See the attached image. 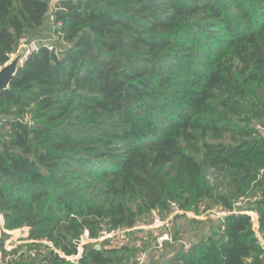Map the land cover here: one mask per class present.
Returning a JSON list of instances; mask_svg holds the SVG:
<instances>
[{
    "label": "trees",
    "instance_id": "obj_1",
    "mask_svg": "<svg viewBox=\"0 0 264 264\" xmlns=\"http://www.w3.org/2000/svg\"><path fill=\"white\" fill-rule=\"evenodd\" d=\"M50 1L0 0V64L40 42L0 95V215L33 241L1 234L0 264H128V246L61 254L173 203L228 214L152 264H264L246 213L264 237V0Z\"/></svg>",
    "mask_w": 264,
    "mask_h": 264
},
{
    "label": "rangeland",
    "instance_id": "obj_2",
    "mask_svg": "<svg viewBox=\"0 0 264 264\" xmlns=\"http://www.w3.org/2000/svg\"><path fill=\"white\" fill-rule=\"evenodd\" d=\"M57 2L58 0L50 1L51 11L54 10V8H56ZM53 29H55V27L52 22V18L50 17L49 21L46 24L45 31L41 33L40 39L43 40L45 39L44 41L52 40L54 36V34L52 33ZM31 41H38V40H31ZM241 200L243 201V198ZM247 201H250V199L244 198L243 204ZM186 212L187 213L178 215L176 218H174L168 229L167 228H159L153 230L140 229V230L132 231L131 233H126L121 236L119 235L120 237H116L110 240H99L97 242H89L85 240L87 238L84 237L83 240L86 241L84 245L93 244L96 249L97 248L101 249L102 246L113 249L121 248L123 246L134 248L136 249V255L128 264H152L157 260L160 262H164L172 258L178 252L182 250L184 251L188 250L191 244L197 242L209 232L210 227L213 224L218 223L220 221L218 220L219 218L217 217L211 219L210 215L204 217L200 213L201 218H196L191 210H188ZM158 215H160L162 218H167L169 212ZM152 219H153V215L151 218L147 219L146 222L141 225L151 224ZM105 227L108 228L107 226ZM4 228L5 227L2 226L0 222V229H1L0 237L1 234H6L9 236V239L5 242L6 244L5 246L7 247L8 251L14 249L19 250V252L26 251L27 250L26 246L31 245L33 243V241L27 240L29 235V228L10 230V231ZM167 231L170 233V239L163 240L162 238ZM38 244L40 246V248L38 249L40 254H45L48 251L46 248L53 249L56 252H58V250H56L54 245L50 242L43 241L42 243H38ZM38 251L36 249H32L31 251L32 256L36 257ZM143 254L145 255V259L139 261L140 255ZM1 256L2 253L0 251V259ZM17 256L11 257V260L12 259L17 260ZM61 256L67 258V260L71 263H77L79 258L81 257L80 256L77 258L78 256L77 255L68 258L63 254H61Z\"/></svg>",
    "mask_w": 264,
    "mask_h": 264
},
{
    "label": "built area",
    "instance_id": "obj_3",
    "mask_svg": "<svg viewBox=\"0 0 264 264\" xmlns=\"http://www.w3.org/2000/svg\"><path fill=\"white\" fill-rule=\"evenodd\" d=\"M59 1H65V0H58V2ZM56 10H57V7L54 8V10H52V12H54ZM52 12H51V14H52ZM51 18H52V22H53L55 20V17L52 15ZM54 27L59 29L61 27V23H59L58 25H54ZM59 36H63V33L60 32ZM59 36L54 35L53 38H52V41L57 42L58 40H60ZM39 46H40V42L39 41H31L30 39H27V38L22 39L20 41V44H19L17 52L15 54L11 55L10 61L14 58V56L18 52H20L21 50H24L25 56H24L23 60L21 61V66H23L25 61L28 59V57L30 55H32L33 53L39 51ZM50 49L51 50H53V49L55 50V48L52 47V46H51ZM4 66L0 64V70ZM27 120H29V117L27 118ZM259 129L264 132V128L259 127ZM242 206H243V204L240 203V202L235 204V210L233 212H231V213L237 214L238 213L237 210L240 209ZM184 213H187V212L182 210L176 203H173L170 206V212H169V215H168L167 218H162L160 215L154 214L153 215V219H152V223L149 224V225H139V226L134 227V228H119V229H116V230H108V228L103 226V231L101 233L100 238H98V239H90L89 238V233L85 232V234L82 237V240H81V242L79 244V253H78L77 258L80 257L82 252H83L82 247L85 246L84 245V243L86 242L85 240H87L89 242H97L99 240H110V239H113V238H116V237H120L121 235H124L126 233H131L132 231L140 230V229H146V230H153V229H159V228H167L168 229L170 227V225H171L172 220L174 218H176L178 215H181V214H184ZM246 213L249 214L252 217L253 221H254V229H255L256 237L258 238L260 246H261V248H262V250L264 252V237L259 231V221H258L259 217H258V215L255 212L248 211ZM227 214H228L227 212L214 211L213 213H206L204 211L203 216L207 217L208 215H210L211 219L212 218H216V217L220 219V218L225 217ZM193 215L196 218H201V216L196 215L194 212H193ZM0 222H1L2 226L5 225V221H4V216L3 215H0ZM0 231H1V229H0ZM84 237L87 238V239L83 240ZM162 239L163 240H169L170 239V233L167 231L164 234ZM263 257H264V254H263ZM144 259H145V255L144 254L140 255L139 261H142Z\"/></svg>",
    "mask_w": 264,
    "mask_h": 264
},
{
    "label": "water",
    "instance_id": "obj_4",
    "mask_svg": "<svg viewBox=\"0 0 264 264\" xmlns=\"http://www.w3.org/2000/svg\"><path fill=\"white\" fill-rule=\"evenodd\" d=\"M25 56L24 50L18 52L14 58L0 70V95L9 90L11 83L20 70L21 61ZM225 217H223L224 219ZM100 250V248H97Z\"/></svg>",
    "mask_w": 264,
    "mask_h": 264
}]
</instances>
